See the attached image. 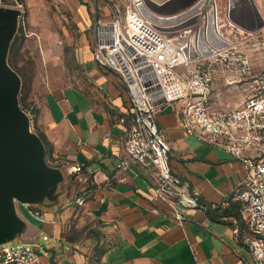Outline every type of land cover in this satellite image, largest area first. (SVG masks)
Listing matches in <instances>:
<instances>
[{
    "label": "crops",
    "instance_id": "obj_1",
    "mask_svg": "<svg viewBox=\"0 0 264 264\" xmlns=\"http://www.w3.org/2000/svg\"><path fill=\"white\" fill-rule=\"evenodd\" d=\"M155 1L171 7L184 1L167 15L152 7L161 20L195 2ZM230 2L238 26L264 27V0ZM221 24L224 32L218 30L224 37L227 29ZM93 39L92 30L91 45L75 48V81L49 87L35 98L32 124L44 135L47 154L63 170L64 180L56 200L32 205L44 221L22 209L29 222L25 238L47 235L45 258L52 264H252L242 241L244 227L229 213L232 206L220 205L241 183L242 163L188 133L180 123L178 104L166 106L157 119L170 145L172 172L198 194V206L186 207L154 192L151 170L136 161L118 171L127 128L120 117L131 103L119 75L94 59ZM73 164L90 170L93 180H75L66 172ZM90 224L94 229L88 234Z\"/></svg>",
    "mask_w": 264,
    "mask_h": 264
},
{
    "label": "built area",
    "instance_id": "obj_2",
    "mask_svg": "<svg viewBox=\"0 0 264 264\" xmlns=\"http://www.w3.org/2000/svg\"><path fill=\"white\" fill-rule=\"evenodd\" d=\"M230 3L225 19L235 22ZM219 4L218 0H195L161 20L146 0H129L123 16L116 9L109 18H95L92 52L98 64L119 75L130 98L129 112L120 117L127 128L118 171L127 169L130 160L136 161L151 170L154 192L186 207L198 206V194L172 172L170 145L157 119L166 106L178 104L180 123L188 133L242 163L241 183L220 205L235 207V222L245 229L242 241L252 264H264V71L250 75L238 105L214 109L208 103L217 70L224 66L225 51L231 47L230 39L218 30V21H223ZM0 6L7 5L0 2ZM214 32L227 40L225 44L213 42ZM250 67L246 56L239 58V74L248 75ZM66 172L81 183L93 180L92 172L80 164L66 167ZM20 205L31 217L44 221L39 209ZM176 218L182 215L177 213ZM47 240L44 235L41 240L1 244L0 264H52L45 261Z\"/></svg>",
    "mask_w": 264,
    "mask_h": 264
},
{
    "label": "rangeland",
    "instance_id": "obj_3",
    "mask_svg": "<svg viewBox=\"0 0 264 264\" xmlns=\"http://www.w3.org/2000/svg\"><path fill=\"white\" fill-rule=\"evenodd\" d=\"M146 1L149 8H155L156 13L162 15L174 12L184 2L171 7L158 6L155 0ZM0 2L6 5L20 4L21 16L14 44L9 50L8 61L21 77L19 102L29 111L32 124L35 98L49 87L63 86L75 81L78 71L74 62L75 48L78 45H91L95 18H109L116 9L123 16L129 0H23L22 2L0 0ZM228 2L229 0L220 2L219 15L227 29L230 39L228 43L231 47L225 51L227 55L224 66L217 70L216 78L208 93V103L214 109L238 105L243 99V88L248 84L250 75L264 71V27L249 30L241 28L235 22H229L230 20L225 19ZM212 40L222 45L227 41L217 37L215 32L212 34ZM243 56L250 61L248 75L239 74L237 71L239 58ZM32 128L36 130L33 124ZM48 158L50 164H58L49 154ZM16 204L21 214L27 218L20 203L16 202ZM93 229L90 224L86 232L92 233ZM23 240L33 239H24L18 235L13 241Z\"/></svg>",
    "mask_w": 264,
    "mask_h": 264
},
{
    "label": "water",
    "instance_id": "obj_4",
    "mask_svg": "<svg viewBox=\"0 0 264 264\" xmlns=\"http://www.w3.org/2000/svg\"><path fill=\"white\" fill-rule=\"evenodd\" d=\"M191 5V4H190ZM21 9L0 6V245L25 238L29 222L16 202L44 205L58 198L63 170L49 163L47 149L20 105L21 77L8 62Z\"/></svg>",
    "mask_w": 264,
    "mask_h": 264
},
{
    "label": "trees",
    "instance_id": "obj_5",
    "mask_svg": "<svg viewBox=\"0 0 264 264\" xmlns=\"http://www.w3.org/2000/svg\"><path fill=\"white\" fill-rule=\"evenodd\" d=\"M19 2H22L23 0H18ZM14 40H15V35H14V38H13V40H12V42H11V44H10V47H9V50H10V48L13 46V44H14ZM8 54H9V52H8ZM9 62V61H8ZM10 64V63H9ZM11 65V64H10ZM12 66V65H11ZM13 67V66H12ZM14 68V67H13ZM16 70V69H15ZM21 105V104H20ZM22 107V106H21ZM26 112H28L29 113V111L28 110H26L24 107H22ZM34 131H36L35 129H34ZM39 135H40V137L42 138V140L44 141V143H45V145H46V147H47V141H46V139H45V137H44V135L42 134V133H40V132H38V131H36ZM47 149V148H46ZM49 161V160H48ZM233 207V206H232ZM232 211H230L229 213H233V214H236V216H237V210H235V207H233L232 209H231ZM225 213H228V212H225Z\"/></svg>",
    "mask_w": 264,
    "mask_h": 264
},
{
    "label": "bare ground",
    "instance_id": "obj_6",
    "mask_svg": "<svg viewBox=\"0 0 264 264\" xmlns=\"http://www.w3.org/2000/svg\"><path fill=\"white\" fill-rule=\"evenodd\" d=\"M221 4H222V3H221ZM218 27H219L220 31L223 33V32H224V31H223L224 28H223V26H222V24H221L220 22H218ZM222 33H221V34H222ZM222 36H223V35H222ZM224 38L227 39V38H229V36H228V35H227V37L224 36Z\"/></svg>",
    "mask_w": 264,
    "mask_h": 264
}]
</instances>
